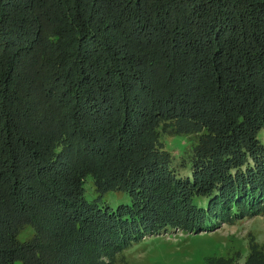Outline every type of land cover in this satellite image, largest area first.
Listing matches in <instances>:
<instances>
[{"label":"trees","instance_id":"16d2710c","mask_svg":"<svg viewBox=\"0 0 264 264\" xmlns=\"http://www.w3.org/2000/svg\"><path fill=\"white\" fill-rule=\"evenodd\" d=\"M263 208L264 0H0V264Z\"/></svg>","mask_w":264,"mask_h":264},{"label":"rangeland","instance_id":"374dc122","mask_svg":"<svg viewBox=\"0 0 264 264\" xmlns=\"http://www.w3.org/2000/svg\"><path fill=\"white\" fill-rule=\"evenodd\" d=\"M140 227L133 225L121 234L128 237ZM22 234L30 235L27 231L21 232L19 239ZM253 241L264 246V210L228 222L219 221L214 227L197 232L179 228L159 230L137 239L130 247L97 257L100 264H210L211 261L212 264L223 261L239 264L247 257Z\"/></svg>","mask_w":264,"mask_h":264}]
</instances>
